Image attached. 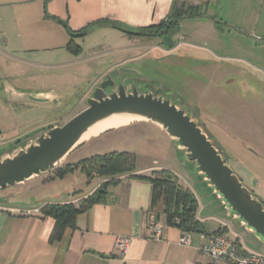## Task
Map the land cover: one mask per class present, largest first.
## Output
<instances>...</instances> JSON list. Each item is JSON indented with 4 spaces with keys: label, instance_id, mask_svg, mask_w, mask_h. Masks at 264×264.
Returning <instances> with one entry per match:
<instances>
[{
    "label": "rangeland",
    "instance_id": "rangeland-1",
    "mask_svg": "<svg viewBox=\"0 0 264 264\" xmlns=\"http://www.w3.org/2000/svg\"><path fill=\"white\" fill-rule=\"evenodd\" d=\"M178 1V5L185 8L206 2ZM241 6L242 11L237 16L246 18V5ZM206 13L215 18V22L219 20L214 5ZM256 13L257 21L260 17L259 23H262L261 5ZM179 24L171 49L162 45L156 47L161 43L154 36H133L128 43L139 44L134 50L125 48V41H117L114 44L117 49H113V45L100 44L106 40L103 35L86 34L81 37L84 39L73 40L83 47V51L75 55L66 49L64 38H59L60 42L54 45L36 43L33 47H23L5 46L1 43L5 38L0 37V157L81 111L98 78L107 69L119 68L130 72L118 71L114 74L119 76L113 75L114 80L132 79L138 90L149 89L185 107L214 145L228 151L227 162L233 172L264 204V48L260 44L250 45L251 38L245 32L216 28L205 18H184ZM119 47L122 49L118 50ZM76 56L79 57L75 59ZM120 73L129 75L121 77ZM11 89L32 94L51 92L63 99L59 105L12 100L6 93ZM139 120L136 117L128 124ZM118 133L125 135L127 130ZM127 134H130L129 151L142 152L144 156L140 160L166 162L159 166L169 167L180 182L186 183L185 188L193 189L197 185L198 193L206 195L205 182L193 174V163L184 159L183 152L176 153L173 148L169 154L154 133L142 131L140 126H134ZM87 145L71 151L62 164L79 156ZM53 174L52 171L41 173L22 184L0 190V195L15 192L14 201L38 205L41 199L55 194L67 183L80 186L87 181L79 170L65 174L62 181L58 177L50 178ZM64 197L63 194L61 199ZM197 206L200 214H207L204 201ZM238 232L239 239L264 253V243L256 240L252 233L243 227H238Z\"/></svg>",
    "mask_w": 264,
    "mask_h": 264
},
{
    "label": "crops",
    "instance_id": "crops-1",
    "mask_svg": "<svg viewBox=\"0 0 264 264\" xmlns=\"http://www.w3.org/2000/svg\"><path fill=\"white\" fill-rule=\"evenodd\" d=\"M206 2L207 11L214 5L219 17L216 18L219 20L215 22V18L207 13L197 19H208L216 28L239 29L251 38L250 45L256 47L260 44L264 48V0H206ZM173 3L178 5L179 1L0 0V37L5 38L1 43L5 46L33 47L36 43L54 45L60 42L59 38H64L67 44V39H70L69 31H77L90 25L88 36L100 34L105 37L106 40L101 42V45L109 47L113 45V49H117L114 44L117 41H125L124 47L134 50L139 44L137 42L130 44L128 41L133 36L150 37L145 33L151 32L144 29L166 19ZM241 5H246V18L237 16L242 11ZM260 5L261 15L263 12L262 23H259L260 17L258 21L256 18ZM113 23L118 27L113 26ZM79 38L81 37H75L74 41ZM160 45L157 43L156 47ZM80 49L83 51L81 45ZM262 63L264 76V60ZM134 126H140L142 131L154 133L169 154L173 152V148L176 153L183 152L181 148L173 147L172 139L158 126L149 121L139 120L103 131L82 141L72 152L85 144H88L87 148L67 163L97 153L129 151L130 134L127 133ZM124 130H127L125 135L118 133ZM132 152L136 155L139 175L150 176L153 171L169 169L166 165L159 166L166 162L158 160L156 162V159H153L145 163L140 160L144 156L142 152L136 150ZM59 180L62 181L63 178ZM102 180L94 178L89 182H81L80 186L67 183L54 192L55 194L41 199L40 203L71 201L78 206L84 194L93 192L95 186ZM181 183L183 186L186 185L184 181ZM196 186L188 190L197 199V204L204 201V210L207 214H200L198 206L196 210V219L202 231L221 230L235 238L240 249L256 251L251 248L253 246L249 247L243 239H239L238 227L242 225L226 217L223 205L209 187L206 185V195H202L198 193ZM151 191L152 184L148 179L121 177L119 181L108 185L104 201L78 213L74 226L66 227L58 240L51 237L54 219L41 214V204H23L14 201V195L12 199L0 202V264H210L208 258L199 252L200 232H187L176 225L167 224L161 209L157 218L161 224L159 236L157 239L151 237L152 227L149 221L153 213L150 208ZM63 194L65 197L61 199ZM52 199L57 200L51 201ZM184 235L187 236V242L183 243L180 238ZM117 237L129 238L125 254H121L115 247ZM249 244L252 245L251 242ZM216 264L230 263L221 261Z\"/></svg>",
    "mask_w": 264,
    "mask_h": 264
},
{
    "label": "water",
    "instance_id": "water-1",
    "mask_svg": "<svg viewBox=\"0 0 264 264\" xmlns=\"http://www.w3.org/2000/svg\"><path fill=\"white\" fill-rule=\"evenodd\" d=\"M173 34L159 37L165 49L174 46ZM123 69L114 68L113 73ZM12 100H31L59 105L62 97L51 92L20 93L6 91ZM86 107L61 125L41 132L23 147L0 157V190L11 188L33 176L58 167L88 129L113 115H128L153 123L169 136L184 159L191 161L192 172L214 193L223 205L226 217L264 243V204L243 185L224 155L185 107L149 89L138 90L132 79L114 80L105 74L85 99ZM109 130V129H108ZM13 192L0 195L5 201ZM157 219V218H156Z\"/></svg>",
    "mask_w": 264,
    "mask_h": 264
},
{
    "label": "trees",
    "instance_id": "trees-1",
    "mask_svg": "<svg viewBox=\"0 0 264 264\" xmlns=\"http://www.w3.org/2000/svg\"><path fill=\"white\" fill-rule=\"evenodd\" d=\"M206 11L207 2L199 5H189L186 8L173 3L167 18L144 29L151 32L145 33V35L160 37L168 33L175 34L182 19L202 17L206 15ZM113 26L118 27L115 23H113ZM89 27L90 25H87L80 30L69 31L70 39L66 44V48L71 50L73 54L77 55L81 52L80 46L73 43L74 37H83L87 34ZM51 127L49 126L47 129ZM224 157L227 159L226 155ZM75 170H79L85 175L87 182L93 178L103 180L92 193L84 195L78 206L71 201L66 203H40L41 214L54 219L51 237L55 240L60 238L66 227L74 226L75 217L78 213L87 210L96 203L103 202L108 185L119 181L123 176L144 178L151 182L150 208L155 218H158L159 209H161L167 224L176 225L187 232H205L202 231L200 223L196 219L197 199L182 185L177 175L168 168L153 171L150 176L139 175L137 174L134 152L113 150L93 154L72 163L61 164L49 171L54 172L50 178H62L65 174L73 173Z\"/></svg>",
    "mask_w": 264,
    "mask_h": 264
},
{
    "label": "built area",
    "instance_id": "built-area-1",
    "mask_svg": "<svg viewBox=\"0 0 264 264\" xmlns=\"http://www.w3.org/2000/svg\"><path fill=\"white\" fill-rule=\"evenodd\" d=\"M152 227L151 237L157 239L161 224L153 215L149 217ZM201 244L199 252L208 258L210 264L221 261L230 264H264V253L259 251H245L239 248L235 238L226 235L223 231L200 232ZM181 242H187V236L180 238ZM129 245L128 237H117L115 247L121 254H125Z\"/></svg>",
    "mask_w": 264,
    "mask_h": 264
},
{
    "label": "bare ground",
    "instance_id": "bare-ground-1",
    "mask_svg": "<svg viewBox=\"0 0 264 264\" xmlns=\"http://www.w3.org/2000/svg\"><path fill=\"white\" fill-rule=\"evenodd\" d=\"M135 118H136L135 116H128V115H113V116H110L108 118H105V119L97 122L93 126H91L88 129V131L85 134H83V136L80 138L78 143L81 141H84V140H86L92 136L98 135V134H100L103 131H106L108 129H112V128L118 127L120 125L127 124L132 119H135ZM137 118H139V117H137Z\"/></svg>",
    "mask_w": 264,
    "mask_h": 264
},
{
    "label": "flooded vegetation",
    "instance_id": "flooded-vegetation-1",
    "mask_svg": "<svg viewBox=\"0 0 264 264\" xmlns=\"http://www.w3.org/2000/svg\"><path fill=\"white\" fill-rule=\"evenodd\" d=\"M174 36V34L172 35V37ZM155 37H157V36H155ZM158 39H159V37H157ZM175 44V43H174ZM111 69L112 68H110V69H107L99 78H98V80L94 83V86H96L95 84H97L98 83V81L105 75V74H107V73H109L110 74V76L113 78L114 76H115V74L111 71ZM119 69V68H118ZM113 74H112V73ZM122 72H130V71H122ZM122 76L121 77H126V76H128L129 74H125V73H120ZM114 75V76H113ZM116 76H119V75H116ZM115 76V77H116ZM131 76V75H130ZM134 77V76H133ZM136 77V76H135Z\"/></svg>",
    "mask_w": 264,
    "mask_h": 264
}]
</instances>
